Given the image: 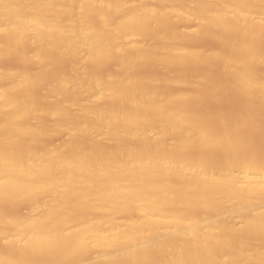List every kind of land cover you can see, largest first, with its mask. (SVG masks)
<instances>
[{"label": "bare ground", "instance_id": "6f19581e", "mask_svg": "<svg viewBox=\"0 0 264 264\" xmlns=\"http://www.w3.org/2000/svg\"><path fill=\"white\" fill-rule=\"evenodd\" d=\"M0 264H264V0H0Z\"/></svg>", "mask_w": 264, "mask_h": 264}, {"label": "rangeland", "instance_id": "374dc122", "mask_svg": "<svg viewBox=\"0 0 264 264\" xmlns=\"http://www.w3.org/2000/svg\"><path fill=\"white\" fill-rule=\"evenodd\" d=\"M14 61H15V60H13V61L11 60L12 63H13ZM9 62H10V60H9ZM11 62H10L9 64H12ZM17 63H18V62L15 61V63H13V64H12L13 66H12V65H9V64H8V60H6L5 62H3V64H4V65L7 64L8 67H14V66L16 67V66H18ZM14 64H16V65H14ZM7 65H6V66H7ZM213 73H216V74H214L215 79H213V78H214ZM222 73H224V72H223L221 69H215V71L211 73V79L215 80V81H214L215 84H214V82L212 81V84H213L214 87L217 85V81H218V85H217L215 88H212V85L210 84L211 88H207V86H208V87H210V86H209V85H206V86H203L202 88L198 89L199 94L201 93L200 90L202 91L201 94H203V96H202L201 98H204V99H202V102H200L201 104H207V105H208V104H212V105H210V106H212V107L215 106V108H218V107H219V109H223V108L226 107L227 102L225 103V97H226L227 95H229V94L232 93V89H229V88H232V87H231L230 83L227 81V80H229V79H227L228 77L226 76V74H222ZM217 74H218V75H217ZM224 75H225V76H224ZM219 77L222 78V79H220ZM225 78H226V79H225ZM218 79H219V80H218ZM220 81H222L223 84L220 83ZM225 81H226V82H225ZM224 82H225V83H224ZM224 84H225V85H224ZM220 85H222V86H221V88H222V92H221V88L219 87ZM225 87H226L228 90L226 89V91H225V90H224ZM203 88H205V89H203ZM216 88L218 89L217 92L214 91V90H213L214 92L212 91L213 93L210 92V91H207V89H208V90H209V89L212 90V89H216ZM219 89H220V91H219ZM204 90H206V92H205ZM229 90H231V92H229ZM196 91H197V89H196ZM225 92H227V95L225 94ZM205 93L207 94V96L212 94V98H209V99H208L209 96L206 98V96H204ZM222 93H224L225 96H224ZM215 94H216V95H215ZM221 94H222V95H221ZM219 95H220V96H219ZM210 97H211V96H210ZM214 97H216V98H214ZM221 97H222V98H221ZM219 98H220V99H219ZM238 98H239V96L236 97V98H234V99L232 100V105H233L234 107L236 106V107H235L236 109L242 107V106H241V107L239 106V103L241 104V102H239V101H241V100H243V99L240 97L239 100H238ZM206 99H208L209 102H208ZM211 99H212L213 102H211ZM204 100H206L208 103L205 102ZM218 100H219V101H218ZM222 100L224 101L225 104L223 103ZM237 100H238V101H237ZM200 101H201V100H200ZM203 101H204V103H203ZM215 101L218 102V103H220V104L216 103ZM210 102H211V103H210ZM237 102H238V105L236 104ZM242 103H243V101H242ZM217 104H218V105H217ZM222 104H223V106H221ZM219 105H220V106H219ZM224 106H225V107H224ZM59 135H60V136H58V140L61 141L62 138H63V134H59ZM55 136H56V135H55ZM55 136H52V137H51V140H52V143H53V144L55 143V142H53V141H54V140L56 141V139H57V138H56L57 136H56V137H55ZM54 138H56V139H54ZM48 139H50V137H49ZM48 139H47V140H48ZM45 140H46V139H45ZM42 142H43V141H42ZM42 142H41V143H42ZM48 142H49V144H52L50 140H48ZM48 142L44 141V143H42V145L40 144V142H36L35 145H36V146H43V145H46ZM57 142H58V141H57ZM57 142H56V143H57ZM37 144H39V145H37ZM7 208H9V207L7 206ZM11 208H12V207H11ZM14 209H15L14 211H16V212L18 211V212H19L21 208H19V207L17 208L16 206H14ZM22 210H23V208H22ZM22 210H21V211H22ZM21 211H20V212H21ZM25 211H27V209H25ZM23 212H24V211H23ZM93 256H94V255H93ZM93 256L91 255L89 258L92 259Z\"/></svg>", "mask_w": 264, "mask_h": 264}]
</instances>
